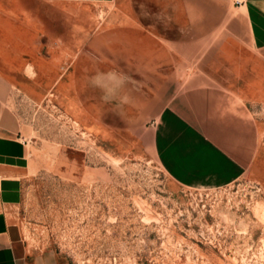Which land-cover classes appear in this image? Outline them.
<instances>
[{
    "label": "rangeland",
    "instance_id": "1",
    "mask_svg": "<svg viewBox=\"0 0 264 264\" xmlns=\"http://www.w3.org/2000/svg\"><path fill=\"white\" fill-rule=\"evenodd\" d=\"M260 5L0 0V76L20 128L0 243L58 264H264ZM109 69L130 77L119 115L88 83ZM198 85L237 97L246 116L217 145L231 161L244 141V171L221 174L199 145L175 100Z\"/></svg>",
    "mask_w": 264,
    "mask_h": 264
},
{
    "label": "crops",
    "instance_id": "2",
    "mask_svg": "<svg viewBox=\"0 0 264 264\" xmlns=\"http://www.w3.org/2000/svg\"><path fill=\"white\" fill-rule=\"evenodd\" d=\"M41 1H64L76 3H106L112 0H41ZM3 81L0 76V178H4V165L9 164L18 158L13 155L15 150V143L13 139L18 135L19 125L15 115L5 106V95L3 89ZM231 97V98H230ZM237 97L231 94H225V89L218 87H210L205 85H198L187 88L180 93L178 99L187 110L190 120L195 125L199 145L206 149L211 154V157H217L216 161L221 174L226 173L230 164H235L238 171H244V153L245 143L236 137V145L240 146V156L233 157L229 160L230 153L225 150L223 145H217V139L222 141L226 138V134L231 131L234 123L239 127L241 121L245 118V113L239 106ZM231 99V100H230ZM236 114L235 118L233 115ZM234 119H236L234 121ZM230 127V128H229ZM233 129V128H232ZM235 130V129H233ZM229 140V139H228ZM228 140L226 144L228 146ZM219 146V147H218ZM205 152V151H203ZM242 152V154H241ZM198 154V156L202 155ZM260 159V157H259ZM216 167V168H218ZM4 169V170H1ZM223 177V176H222ZM7 188L6 191H8ZM44 255H20L18 249L13 246L0 243V264H47ZM53 264H58L54 259Z\"/></svg>",
    "mask_w": 264,
    "mask_h": 264
},
{
    "label": "clouds",
    "instance_id": "3",
    "mask_svg": "<svg viewBox=\"0 0 264 264\" xmlns=\"http://www.w3.org/2000/svg\"><path fill=\"white\" fill-rule=\"evenodd\" d=\"M262 8H264V0H261ZM130 77L123 71L109 69L107 71H96L88 78L89 85L98 90L100 100L104 104L112 105L116 114H120V110L131 104L132 97L127 92V85ZM257 116L264 117V106H260L256 111ZM46 259L47 264H53L55 253L49 252Z\"/></svg>",
    "mask_w": 264,
    "mask_h": 264
}]
</instances>
